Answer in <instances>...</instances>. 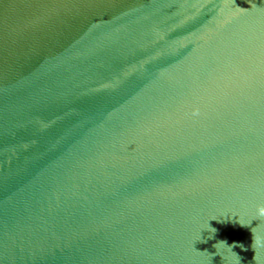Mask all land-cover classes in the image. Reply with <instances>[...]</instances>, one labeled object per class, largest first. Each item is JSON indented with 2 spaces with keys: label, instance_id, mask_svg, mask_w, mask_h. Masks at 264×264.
I'll use <instances>...</instances> for the list:
<instances>
[{
  "label": "water",
  "instance_id": "95a60500",
  "mask_svg": "<svg viewBox=\"0 0 264 264\" xmlns=\"http://www.w3.org/2000/svg\"><path fill=\"white\" fill-rule=\"evenodd\" d=\"M0 264H264V0H0Z\"/></svg>",
  "mask_w": 264,
  "mask_h": 264
},
{
  "label": "clouds",
  "instance_id": "9594fccd",
  "mask_svg": "<svg viewBox=\"0 0 264 264\" xmlns=\"http://www.w3.org/2000/svg\"><path fill=\"white\" fill-rule=\"evenodd\" d=\"M225 243V242H224ZM240 247H243L242 245H240Z\"/></svg>",
  "mask_w": 264,
  "mask_h": 264
}]
</instances>
